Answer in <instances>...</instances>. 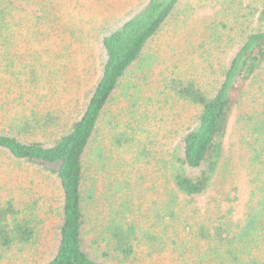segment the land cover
Returning <instances> with one entry per match:
<instances>
[{"label":"trees","instance_id":"16d2710c","mask_svg":"<svg viewBox=\"0 0 264 264\" xmlns=\"http://www.w3.org/2000/svg\"><path fill=\"white\" fill-rule=\"evenodd\" d=\"M70 1L0 0V264L34 242L46 204L30 192L52 175L62 203L46 264H264V0L245 14L204 17L195 36L202 63L174 64L164 90L147 98L141 85L161 58L147 47L184 0H143L92 34ZM93 42L99 75L80 85L75 60ZM154 101L198 111L192 124L177 112L163 128ZM126 114L122 133L98 141L106 115L110 130ZM152 123L153 173L140 182L148 148L133 137ZM242 178L247 200L235 218ZM17 260L10 264L27 262Z\"/></svg>","mask_w":264,"mask_h":264},{"label":"rangeland","instance_id":"374dc122","mask_svg":"<svg viewBox=\"0 0 264 264\" xmlns=\"http://www.w3.org/2000/svg\"><path fill=\"white\" fill-rule=\"evenodd\" d=\"M142 1L143 0H79L76 2L75 0H72L70 1V6L74 8V12H78L79 15L83 16L82 18L88 22L85 24V28L89 29V33L92 34L96 33L102 22H113L114 19H121L130 16L132 11L138 10V6ZM250 1L251 0H184L173 14V17L150 41L147 47V51L157 50L161 58L148 72L149 81L144 83V85H141V87L143 86L141 95L147 98L158 91L164 90L163 83L165 79L163 78L168 75L170 70H172L174 64L185 68L191 63H202L203 60L199 57V55H197L199 53L198 49L200 43L197 38L206 26L204 23L205 19H203L204 17H215L216 13L220 15L224 11L229 12L230 14L233 11H240L245 14L248 12L247 9H245V6ZM191 7H196L198 10L196 9L197 11L195 10L196 12L194 11V13ZM190 13L194 14L190 16ZM197 19H199V21H197ZM196 35L197 38L195 37ZM92 53L93 56H90L89 54ZM83 54L84 55L79 56L75 60V64L78 65L76 66L78 70H85V74L82 72L76 73L81 74L80 85H84L88 78L92 80L91 83L89 80V84H92L94 79L98 78L97 76L99 75L97 74L95 77H92V68L95 69L96 73H98L100 67V56H98L100 55V52L98 50L97 42L91 43L90 47H87L85 53ZM135 72H137V69L134 68V75ZM73 75L74 74L71 73L70 78ZM129 75H131L130 72ZM84 90L85 87L80 88L81 97H83ZM120 92V89L116 91L112 104L108 106V116L112 112L116 111L118 109L117 106L121 104ZM155 96L157 101L159 94L153 95V97ZM156 101H154L155 103L153 104L148 103V106L152 111L160 114V116L164 118V122L157 123L164 126L163 128H171L172 121L170 120L174 117L176 119L179 116L177 112H181V119H183L186 115L187 118L191 120L190 124H192L195 119V113L198 111H196L195 107H192L191 109L188 105H179V107L176 108L172 107L170 104L156 103ZM128 116L129 114L122 116V120L118 121L117 124L113 125L114 127L109 130V125L111 123L108 122L106 115L104 122L101 124V129L103 128L105 132L103 134L100 132L98 141L101 140L103 136H106L110 140L114 135L122 133L125 130L123 123L126 122ZM135 117L137 116L131 117L133 118V121ZM183 124L187 123L183 121ZM141 126L147 127V130L137 135L138 137L135 136L133 138L135 139V146H138V144L143 146V144H145L148 148L145 155H141L139 157V161L137 163V167L140 168L137 170V175L142 179H140V182H143L144 179L149 180L153 173L152 165L149 164V162L154 159L153 146H151V144L157 140L158 128L153 125V123L152 125L143 124ZM182 126L185 127L186 125ZM190 127H194V125ZM235 128H237V126L231 129L230 137L234 136L236 138L237 130ZM127 135L129 134L127 133ZM108 143H111V140ZM96 144H94V146H96ZM112 160H109L108 164H112ZM33 174H35L34 170L25 172V176H28L29 178ZM40 179H42V177H40ZM42 182L43 180L38 181L40 185ZM46 182V184L44 183L41 185V189L36 186L37 190L35 188L30 192L31 197L37 198L38 195L42 196L43 201L46 204L45 208H43V212L45 214L44 221L37 230L34 242L29 247H26L23 251L17 253L16 256L9 254V264L13 263L12 259L15 257H18L17 261L25 259L27 261L25 264H46L56 249L62 196L54 175L49 177V180ZM244 183L245 181L242 178L240 180L239 199L233 204L235 218H239L242 215L244 205L247 200V189ZM30 186L31 185L28 180L25 179V190L29 189ZM134 190L140 191V186H136ZM162 195H168L169 199H171L170 204H172V194L163 192ZM145 197L147 199H156L158 195L155 194V196H153L151 193H147ZM25 198H28L26 194ZM41 201L42 200H40V202ZM166 207H168V205ZM176 211L179 216L183 209L181 208L180 211L176 209ZM146 220L152 221V218L149 217ZM9 256L6 257L3 264H7Z\"/></svg>","mask_w":264,"mask_h":264}]
</instances>
